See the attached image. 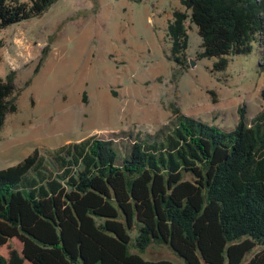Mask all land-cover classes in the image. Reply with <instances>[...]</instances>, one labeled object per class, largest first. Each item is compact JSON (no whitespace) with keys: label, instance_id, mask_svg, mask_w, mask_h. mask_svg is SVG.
I'll list each match as a JSON object with an SVG mask.
<instances>
[{"label":"trees","instance_id":"obj_1","mask_svg":"<svg viewBox=\"0 0 264 264\" xmlns=\"http://www.w3.org/2000/svg\"><path fill=\"white\" fill-rule=\"evenodd\" d=\"M55 1L0 0V29ZM180 3L167 35L181 67L190 64L186 20L201 39L197 57L217 58L214 71L264 34V0ZM13 78L0 79V127L17 110ZM260 96L261 109L248 119L239 107L231 130L175 108L160 131L122 132V148L90 135L1 168L0 264H176L145 259L151 245L185 264H264V85Z\"/></svg>","mask_w":264,"mask_h":264},{"label":"rangeland","instance_id":"obj_2","mask_svg":"<svg viewBox=\"0 0 264 264\" xmlns=\"http://www.w3.org/2000/svg\"><path fill=\"white\" fill-rule=\"evenodd\" d=\"M182 9L180 0H56L42 15L0 29V79L12 71L20 89L17 110L0 127V169L35 148L45 154L90 135L122 148V132L160 131L175 108L224 130L235 127L241 106L252 118L263 104L264 34L250 53L214 71L217 58L197 57L201 39L186 20L194 65L181 67L170 58L167 24ZM142 256L185 264L166 246Z\"/></svg>","mask_w":264,"mask_h":264},{"label":"water","instance_id":"obj_3","mask_svg":"<svg viewBox=\"0 0 264 264\" xmlns=\"http://www.w3.org/2000/svg\"><path fill=\"white\" fill-rule=\"evenodd\" d=\"M190 65L193 66L194 65V62L190 60Z\"/></svg>","mask_w":264,"mask_h":264}]
</instances>
